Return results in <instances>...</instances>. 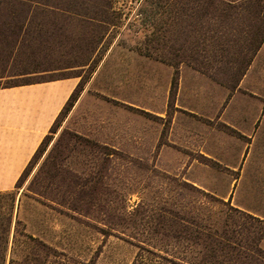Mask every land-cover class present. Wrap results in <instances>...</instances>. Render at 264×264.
I'll return each mask as SVG.
<instances>
[{
  "label": "rangeland",
  "instance_id": "1",
  "mask_svg": "<svg viewBox=\"0 0 264 264\" xmlns=\"http://www.w3.org/2000/svg\"><path fill=\"white\" fill-rule=\"evenodd\" d=\"M116 6L127 11L130 3L118 0ZM96 31L89 26L87 36L77 37L69 58L58 53L53 57L62 66L87 65L55 77L0 81V86H5L76 78L75 93L79 94L49 133L41 157L26 170L22 187L0 193V221L6 223L12 211L8 247L12 264H166L156 255L174 254L166 245L174 240L168 237L172 227L181 230L186 242L200 223L226 221L231 230L232 222L239 221L257 231L261 226L258 221L235 213L227 200L182 176L190 157L187 148L174 143L181 134L171 133L172 117L177 114L188 119L190 115L174 105L178 77L174 73L168 77L169 64L137 51L135 47L144 43L142 33L122 30L119 34L110 27L97 42ZM48 152L61 154L56 183L42 184L43 190L54 189L60 194L62 205L57 209L27 191L36 173L43 182L54 172L50 162L43 164ZM65 176L69 179L62 181ZM80 192L92 196L87 202L76 200L74 195ZM74 207L89 212L69 210ZM245 212L264 220V210ZM29 237L42 243L37 246V256L32 254L36 245ZM260 246L264 250V234Z\"/></svg>",
  "mask_w": 264,
  "mask_h": 264
},
{
  "label": "trees",
  "instance_id": "2",
  "mask_svg": "<svg viewBox=\"0 0 264 264\" xmlns=\"http://www.w3.org/2000/svg\"><path fill=\"white\" fill-rule=\"evenodd\" d=\"M117 1L0 0V81L12 77H55V74L87 65L62 66V62L53 57L58 53L63 59L69 58L77 37L87 36L90 26L97 30V42L104 38L110 27L117 33L122 30L133 31L135 35L142 33L144 43L135 47L137 51L173 66L174 77L178 66L186 63L232 87L264 38V0H122L130 3L127 11L116 6ZM170 37L174 38L170 41ZM57 44L59 47H54ZM54 79L21 81L0 87ZM175 84L174 78L172 86ZM75 90L18 178L15 189L22 187L26 170L45 151L49 133L54 132L60 116L74 106L79 95ZM83 140L90 142L85 137ZM60 153L48 152L43 164L50 162L54 172L43 182L36 173L27 186L33 198L53 209L62 205L60 194L54 189L43 190L42 184L45 181L49 185L56 183ZM66 178L69 179L61 177L62 181ZM91 196L80 192L74 198L87 202ZM69 210L80 214L89 212L80 207ZM233 210L258 221L261 226L257 231L249 230L244 222L235 221L229 230L226 221L200 223L196 224L195 234L187 242L182 238L181 230L172 227L168 237L174 240L167 241L166 245L174 254L172 257L156 256L168 262L166 264H264V250L260 246L264 220L235 207ZM11 224L12 211L6 223L0 221V264L14 262L12 257L8 258ZM29 238L36 245L32 254L37 256L40 242Z\"/></svg>",
  "mask_w": 264,
  "mask_h": 264
},
{
  "label": "crops",
  "instance_id": "3",
  "mask_svg": "<svg viewBox=\"0 0 264 264\" xmlns=\"http://www.w3.org/2000/svg\"><path fill=\"white\" fill-rule=\"evenodd\" d=\"M167 69L172 77L175 69ZM177 77L174 105L190 115L172 117L171 133L181 134L174 143L190 157L182 176L237 209L264 210V38L232 87L186 63ZM77 84L0 87V193L14 189Z\"/></svg>",
  "mask_w": 264,
  "mask_h": 264
}]
</instances>
